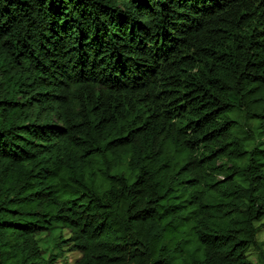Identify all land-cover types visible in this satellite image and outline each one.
Returning a JSON list of instances; mask_svg holds the SVG:
<instances>
[{
    "label": "trees",
    "instance_id": "obj_1",
    "mask_svg": "<svg viewBox=\"0 0 264 264\" xmlns=\"http://www.w3.org/2000/svg\"><path fill=\"white\" fill-rule=\"evenodd\" d=\"M263 219L264 0H0V264L60 228L74 264H255Z\"/></svg>",
    "mask_w": 264,
    "mask_h": 264
},
{
    "label": "rangeland",
    "instance_id": "obj_2",
    "mask_svg": "<svg viewBox=\"0 0 264 264\" xmlns=\"http://www.w3.org/2000/svg\"><path fill=\"white\" fill-rule=\"evenodd\" d=\"M248 135L244 134L243 136ZM259 227L258 232V244L249 250L248 258L255 264L259 263L261 259V252H264V219L257 223ZM57 238L59 245L57 248L54 246V242L51 240L49 247H44V256L49 257L52 253H61V259L58 264H74V262L80 258V254L76 251H71V243H68L71 235L66 228L58 229ZM55 235V236H56ZM55 238V237H54ZM62 241V243H60Z\"/></svg>",
    "mask_w": 264,
    "mask_h": 264
}]
</instances>
